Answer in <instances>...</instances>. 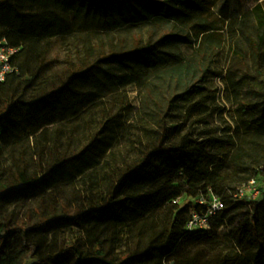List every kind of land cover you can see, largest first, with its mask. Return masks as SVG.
I'll return each mask as SVG.
<instances>
[{"label": "trees", "instance_id": "1", "mask_svg": "<svg viewBox=\"0 0 264 264\" xmlns=\"http://www.w3.org/2000/svg\"><path fill=\"white\" fill-rule=\"evenodd\" d=\"M254 10L257 39L246 36L251 51L237 43L226 76L240 121L236 129H211L207 103L215 97L201 91L208 75L222 74L212 58L196 75L182 50L199 41L205 58L221 47L200 0H0V40L18 50L15 71L0 83V264H264V198H232L264 166V11ZM88 34L110 40L92 44ZM66 41L62 57L54 46ZM153 78L159 83L149 97L160 84H175L153 115L155 130H147L155 142L127 165L103 204L36 220L7 213L95 171L113 147L94 138L62 159L51 128ZM197 112L205 115L195 124L206 126L198 136L186 131ZM211 193L226 206L214 231H189L194 201ZM236 220L229 244L218 248L217 231ZM66 230L80 237L62 239Z\"/></svg>", "mask_w": 264, "mask_h": 264}, {"label": "rangeland", "instance_id": "2", "mask_svg": "<svg viewBox=\"0 0 264 264\" xmlns=\"http://www.w3.org/2000/svg\"><path fill=\"white\" fill-rule=\"evenodd\" d=\"M200 1L206 7L203 14L204 21L206 24L218 28L213 31L212 40L217 44L220 43L221 47L218 51L209 50L208 56L204 58L205 48L197 41L193 45L182 46L183 55L188 63L194 67L192 71L196 75L200 74V66L207 64L213 58L212 68L222 75L220 77L208 75L206 83L203 84L205 90L201 91L202 95L215 97V99H209V103H207L210 112L208 127L225 129L230 126L236 129L240 121L237 113L238 104L226 81V76L233 69L232 64L237 43H243L251 51L246 36L253 40L257 39L258 20L254 9L261 5L264 11V0ZM118 34V37L124 35ZM85 36L92 44L101 41L107 43L110 40L106 34H88ZM68 43L70 41L57 42L54 46L55 53L62 57L65 56L71 47V45H67ZM188 71L190 70H186L187 77L190 76ZM153 79L119 89L90 110L81 120L51 128L49 135L51 139H55V142L51 141L52 147L56 150V156H60L62 159L72 158L80 153L91 144L94 138L113 142V147L107 153L103 164L95 171L71 183L55 186L49 189L43 197L36 200L8 206L6 207L7 213L17 215L19 218L29 217L32 214L36 220L41 214L52 215L55 213L59 216H68L74 215L79 210L103 204L127 165L133 164L141 152L152 147L155 142L156 135L148 133L147 130H155L153 115L161 111L160 105L163 106L164 104L163 96H166L175 84L171 83L169 88L165 84H160L158 89L154 88V93L149 97L153 82L156 81L155 78ZM182 111L184 112V110ZM204 115L203 112L195 113L193 119L188 123L186 131H193L197 136L202 133L206 126L200 123L195 124V122ZM46 162H49V158H46ZM252 180L256 181L260 190L255 201L262 200L264 198V166L260 167L250 180L238 185L232 194V198L238 202L252 203L247 197L238 198L240 191L249 189V183ZM188 203V200H181L182 205ZM238 220L226 222L217 231L219 236L218 248L229 244L231 227L237 226ZM79 237L78 232L70 230L61 233L62 239L75 240ZM200 247L195 246L194 248ZM205 248L208 249V247ZM244 264L254 263L247 258Z\"/></svg>", "mask_w": 264, "mask_h": 264}, {"label": "built area", "instance_id": "3", "mask_svg": "<svg viewBox=\"0 0 264 264\" xmlns=\"http://www.w3.org/2000/svg\"><path fill=\"white\" fill-rule=\"evenodd\" d=\"M17 52L18 50L11 47L5 39L0 40V83L5 82L7 77L15 71L11 60ZM259 194V187L256 181L252 180L249 183V189L240 191L238 198L247 197L249 200L255 201ZM178 202L181 203V200ZM194 203L199 207V210L194 209L191 212L188 230L191 232H213L216 221L226 208L223 199L211 193L209 197L198 198Z\"/></svg>", "mask_w": 264, "mask_h": 264}]
</instances>
